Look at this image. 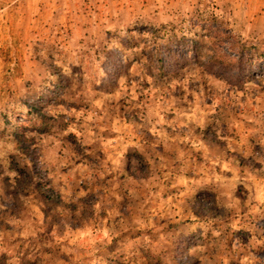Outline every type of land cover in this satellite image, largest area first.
<instances>
[{
  "label": "clouds",
  "instance_id": "obj_1",
  "mask_svg": "<svg viewBox=\"0 0 264 264\" xmlns=\"http://www.w3.org/2000/svg\"><path fill=\"white\" fill-rule=\"evenodd\" d=\"M0 264H264V0H0Z\"/></svg>",
  "mask_w": 264,
  "mask_h": 264
}]
</instances>
